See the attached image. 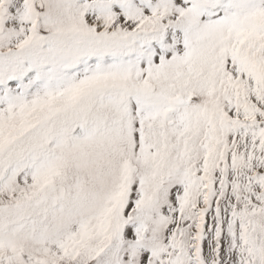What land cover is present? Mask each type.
Instances as JSON below:
<instances>
[{"label": "snow or ice", "instance_id": "6c2138e0", "mask_svg": "<svg viewBox=\"0 0 264 264\" xmlns=\"http://www.w3.org/2000/svg\"><path fill=\"white\" fill-rule=\"evenodd\" d=\"M0 264H264V0H0Z\"/></svg>", "mask_w": 264, "mask_h": 264}]
</instances>
